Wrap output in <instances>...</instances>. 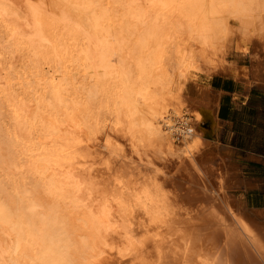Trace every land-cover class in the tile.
Instances as JSON below:
<instances>
[{
  "label": "bare ground",
  "instance_id": "6f19581e",
  "mask_svg": "<svg viewBox=\"0 0 264 264\" xmlns=\"http://www.w3.org/2000/svg\"><path fill=\"white\" fill-rule=\"evenodd\" d=\"M263 14L264 0H0V264H264L262 223L214 198L211 221L181 224L143 167L220 153L213 105L186 86L230 73L232 38L264 40Z\"/></svg>",
  "mask_w": 264,
  "mask_h": 264
},
{
  "label": "crops",
  "instance_id": "0c3cea01",
  "mask_svg": "<svg viewBox=\"0 0 264 264\" xmlns=\"http://www.w3.org/2000/svg\"><path fill=\"white\" fill-rule=\"evenodd\" d=\"M249 55L248 62L242 55L233 60L236 67L230 73L199 74L206 80L198 79L196 86H201L198 99L207 103L203 108L213 107L217 119L209 130L221 150L209 159L219 161L229 189L241 193L235 202L253 214L255 209L264 210V50Z\"/></svg>",
  "mask_w": 264,
  "mask_h": 264
},
{
  "label": "rangeland",
  "instance_id": "374dc122",
  "mask_svg": "<svg viewBox=\"0 0 264 264\" xmlns=\"http://www.w3.org/2000/svg\"><path fill=\"white\" fill-rule=\"evenodd\" d=\"M264 17V14H263ZM237 27V26H235ZM239 31V28H236ZM241 34L237 33L231 40V49L230 52L227 56V60L229 62L239 58L241 55L244 57V61L248 62V58H249V54L252 53L253 51L256 50H264V40L259 39V37H252L250 38L248 41L244 40L243 38H241ZM242 39V40H241ZM199 74H194L190 77V81L187 83L186 86V91H190L191 89L197 87L196 85L197 80L199 79V83H203L205 82V77L204 76H200L198 78ZM206 127V126H205ZM113 135V134H112ZM111 135V136H112ZM115 135V136H114ZM113 135V139L116 140L119 144H121L122 148H124V150L126 151L127 155H135V153L133 154L130 150H127V148H125L124 144L122 143L121 140H119V137L117 136L118 139H116V134ZM179 143H177L178 145ZM204 152V149L202 150ZM200 151V152H202ZM202 152V154H203ZM199 154V153H198ZM197 154V155H198ZM202 154H200L199 156H202ZM196 157L192 158L195 159L196 164L198 165V167H200L201 169L198 170L197 166H194L196 169H194V167L192 168V163L190 165V163L188 164V159L190 160L191 157H185V156H181L180 155H170L167 154L165 155V158L163 159L162 156V161L160 159V157H156L153 156V160H148V164L144 163L143 167L146 166V170L148 171V173L152 174L153 177H155L156 179H159L158 181L161 182L159 183L160 185L164 186L161 189L164 196H166V198L168 199L167 201L169 202L170 206L172 207L171 210L173 212H177L176 216L178 215L180 218V223H186L188 221V224H192V220L194 221V219L196 220L198 218V222L196 220V224L199 223L201 218L205 219V217L207 218L208 221L212 220V217L210 214H208L209 210L211 209L209 204H213V201L216 200L217 202L227 200L230 204L234 205L235 209H237L236 212H238L242 217H244V219L242 220L244 224H247V222L251 223V225L249 226L251 228H253V225H258L255 226V233L258 231L261 227V223H262V232H257L258 235H260L261 233V237L264 239V221L263 220H257L256 216L252 215V209H244L243 207H241L240 205H238L235 202L236 197H238L241 193L239 191H233L229 189V185H228V179L226 178L223 181L222 176H220V171L218 169L217 166H219V161L216 160H210L207 156L202 160L201 157ZM168 156V157H167ZM173 156V157H172ZM175 156V157H174ZM204 156V155H203ZM170 157V158H169ZM181 159V162L177 159V158ZM186 160H184V158ZM159 158V159H158ZM176 158V159H175ZM170 159V160H168ZM178 160V162H177ZM184 162H183V161ZM150 161V162H149ZM192 161V160H190ZM189 161V162H190ZM183 162V163H182ZM152 164V165H151ZM195 165V164H194ZM151 167V168H150ZM153 170V171H152ZM200 171V172H199ZM199 172V176H202L207 180L205 181L203 179V177H199V178H195L196 175ZM204 172V173H203ZM154 173V174H153ZM196 174V175H195ZM194 175V176H193ZM206 175V176H205ZM198 177V175H197ZM195 178V179H192ZM201 178V179H200ZM209 183L207 186L210 188H207L205 183ZM219 181H218V180ZM222 179V181H221ZM199 180V182H198ZM217 181V182H216ZM204 184H203V183ZM219 182H221V184H218ZM211 183V184H210ZM221 185V186H220ZM223 185V186H222ZM216 198V199H214ZM214 199V200H212ZM215 201V204H219ZM230 204H228L230 206ZM193 206V207H192ZM195 206V208H194ZM207 208V209H205ZM195 210V211H194ZM204 210H208L207 212ZM202 211V212H201ZM211 211V210H210ZM199 212V214H198ZM197 214V216H196ZM201 215V216H199ZM207 215V216H206ZM205 216V217H204ZM178 218V219H179ZM192 218V219H191ZM249 219V220H247ZM206 221V219H205ZM203 221L204 223L208 222V221ZM252 221V222H251ZM263 221V222H262ZM201 222V223H203ZM246 222V223H245ZM254 223V224H253ZM257 223V224H255ZM188 224L186 223V226H188ZM202 226V224H200ZM211 226V225H209ZM248 226V224H247ZM260 226V227H259ZM198 227V225H197ZM253 230V229H251ZM195 232L198 230H194ZM254 231V230H253ZM189 231L188 233L190 234ZM150 249L153 248V244H151L149 246Z\"/></svg>",
  "mask_w": 264,
  "mask_h": 264
}]
</instances>
